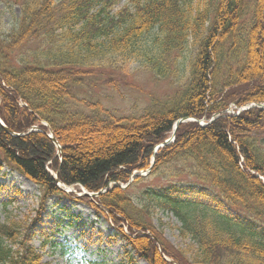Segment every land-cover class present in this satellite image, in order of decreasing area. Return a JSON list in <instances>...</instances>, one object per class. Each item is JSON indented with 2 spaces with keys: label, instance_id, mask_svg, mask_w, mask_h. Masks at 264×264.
Instances as JSON below:
<instances>
[{
  "label": "trees",
  "instance_id": "trees-1",
  "mask_svg": "<svg viewBox=\"0 0 264 264\" xmlns=\"http://www.w3.org/2000/svg\"><path fill=\"white\" fill-rule=\"evenodd\" d=\"M119 1L18 0L10 29L0 24V120L23 134L0 125V164L40 189V207L60 194L47 169L96 193L147 170L176 120L264 102V0H130L114 11ZM130 60L168 85L183 82V90L121 117L76 96L81 87L117 84ZM33 126L52 132L61 160L44 133H27ZM256 174L264 179V110L253 108L205 127L180 124L147 177L81 200L149 264H172L162 254L177 264H264V185ZM9 204L0 211V264H48L31 244L29 219ZM158 212L173 214L195 247L170 245L152 223ZM147 231L162 254L141 235Z\"/></svg>",
  "mask_w": 264,
  "mask_h": 264
},
{
  "label": "rangeland",
  "instance_id": "rangeland-1",
  "mask_svg": "<svg viewBox=\"0 0 264 264\" xmlns=\"http://www.w3.org/2000/svg\"><path fill=\"white\" fill-rule=\"evenodd\" d=\"M17 1L0 0V24L6 32L20 13L18 5L20 0ZM36 44L37 42L34 41L25 49L29 46L33 49ZM130 66L114 77L117 84L110 82L94 88L81 87L75 93L76 96L90 102H99L104 109L111 110L116 116L139 114L149 105L152 97L165 95L167 84L155 79L149 73L137 70L135 64ZM114 85L117 87L114 88ZM38 196V190L30 181L7 169L0 170V211L4 209L1 202L14 201L11 206L6 207V210L15 209L14 213L19 218L27 217L29 220H34L39 213ZM152 222L159 228L158 232L162 233L164 239L175 248L187 249L192 245L188 238L180 236L179 225L172 216L157 213L152 217ZM34 224L36 227L32 244L42 249L43 260L50 264H59L63 250L62 237L66 232H71L83 243L91 253L93 262L147 264L136 256L135 262H130L123 253L125 243L117 238H109V235L113 234L110 220L96 216L91 208L79 202L63 200L56 203L55 198H52L39 216V221H35ZM123 233L127 234L125 228Z\"/></svg>",
  "mask_w": 264,
  "mask_h": 264
},
{
  "label": "clouds",
  "instance_id": "clouds-1",
  "mask_svg": "<svg viewBox=\"0 0 264 264\" xmlns=\"http://www.w3.org/2000/svg\"><path fill=\"white\" fill-rule=\"evenodd\" d=\"M62 239L63 250L59 264H93L91 253L71 232H66Z\"/></svg>",
  "mask_w": 264,
  "mask_h": 264
},
{
  "label": "water",
  "instance_id": "water-1",
  "mask_svg": "<svg viewBox=\"0 0 264 264\" xmlns=\"http://www.w3.org/2000/svg\"><path fill=\"white\" fill-rule=\"evenodd\" d=\"M7 131V130H6ZM51 138V137H50ZM51 140L55 143V140L51 138ZM57 176V175H56ZM136 176V175H135Z\"/></svg>",
  "mask_w": 264,
  "mask_h": 264
}]
</instances>
